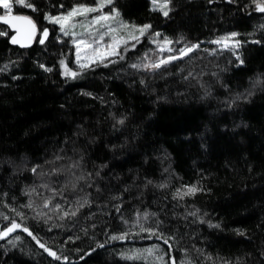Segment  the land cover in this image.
I'll use <instances>...</instances> for the list:
<instances>
[{"label": "trees", "instance_id": "obj_1", "mask_svg": "<svg viewBox=\"0 0 264 264\" xmlns=\"http://www.w3.org/2000/svg\"><path fill=\"white\" fill-rule=\"evenodd\" d=\"M100 1L10 0L38 25L25 48L0 22V233L20 225L0 236V264H152L130 257L149 247L166 264H264V0H171L168 16L113 0L151 27L80 69L47 17ZM231 33L239 47L216 43ZM154 38L198 47L136 70Z\"/></svg>", "mask_w": 264, "mask_h": 264}, {"label": "rangeland", "instance_id": "obj_2", "mask_svg": "<svg viewBox=\"0 0 264 264\" xmlns=\"http://www.w3.org/2000/svg\"><path fill=\"white\" fill-rule=\"evenodd\" d=\"M101 2L102 0L96 6L86 7L100 8ZM107 7L108 4L100 8V11L98 12H89L85 15L73 16L67 21H62V24L55 23L58 25L60 32L66 36H69L72 40V43L75 45V67L81 69L84 68L82 65L89 66L106 58L116 56L119 53L122 45L134 40L132 39V36L137 37V40H142V37L146 34V32L143 35L140 34V32L137 30L140 27H133L126 22H122L119 15H117L118 12L115 9H111L109 11ZM256 9L258 10L257 7ZM70 12H72V10ZM68 13L62 14L60 16H66ZM6 14H11V12L9 13L8 10H6ZM102 15H108L110 18L106 21L95 23V18ZM125 25H127V27H125ZM231 34L221 37H229L230 39H228L226 42L217 44L223 47H225V43H227L228 46L234 44L235 37H232ZM221 38L217 41H220ZM81 41H84V44H81L78 48L77 44H79ZM85 45L90 46L86 47ZM185 48L188 47H175L172 46L170 41L154 38L151 41L146 42L142 49L141 55L137 56L132 61L131 66L133 67V65H137V67L134 68L141 71L156 70L158 68L154 69L151 67V65L160 63L162 60H166L172 56L182 58L186 56H181V50ZM101 54H103V56ZM74 66H70L66 61L63 62L65 73H68L71 76H73L72 73L76 74L78 72ZM130 257L142 258L148 262H151L152 264H166L165 257L162 254L161 249L158 247H149L146 249L135 250L134 253L130 255Z\"/></svg>", "mask_w": 264, "mask_h": 264}, {"label": "snow or ice", "instance_id": "obj_3", "mask_svg": "<svg viewBox=\"0 0 264 264\" xmlns=\"http://www.w3.org/2000/svg\"><path fill=\"white\" fill-rule=\"evenodd\" d=\"M113 0H102L101 4H100V8L104 7L106 4L110 5L112 4ZM171 0H153L154 4H159V10L162 11L164 16H168L169 15V4H170ZM211 2V0H210ZM229 2H231V0H229ZM16 3L23 5L24 7H29V8H33L34 9V5L31 3H26L25 0H16ZM0 7H3L4 9L8 10V12H11V3L10 0H0ZM260 11L264 12V5H258ZM100 8H96V7H86V6H80L78 8H74L72 10V12L68 13L66 16H59V17H52L49 16L47 17L51 22L56 23V24H62V21H67L68 19H70L73 16H77V15H85L89 12H98L100 11ZM35 10V9H34ZM118 15V13H117ZM110 17L108 15H102V16H97L95 18V23H100V21H106L108 20ZM0 20H3L4 23H11L12 26L14 28H16L17 31V36H13L11 37V43L13 44H21L22 46H27L25 41L30 42L33 37L36 34V25L34 23V21L28 17V16H21V15H16V16H11V15H6V16H0ZM125 27H127V25H125ZM151 27V25H144L142 27H140L139 29H137L141 35H143L147 29H149ZM0 34H4V33H0ZM43 37H47L48 36V30L44 29L43 30ZM156 35H159V33H157ZM237 33H232L231 36L235 37L237 36ZM18 37H22V38H18ZM102 39V37H101ZM132 39H138L135 36H132ZM228 39H230L229 37H225V38H221L220 41H216V43H222V42H226ZM39 43L43 44L44 43V39H41L39 41ZM81 44H84V41H81L79 44H77V47L79 48ZM90 46V45H85ZM227 43H225V47H227ZM198 45H193L192 47H188L185 49L181 50V56L187 55L188 53L192 52L195 48H197ZM233 47H239V42H236ZM114 54V53H113ZM103 56V54H101ZM181 57H177V56H172L169 57L166 60H162L160 63H156L151 65L152 68H159L161 67L163 64H168L173 60L179 59ZM237 59L239 60V57H237ZM240 63L242 64L243 61L240 60ZM82 67H87V65H82ZM133 67H137V65H133ZM66 75L68 73H65ZM73 76H75V73H72ZM120 123H123V121L121 120ZM32 172H36V167H33L31 169ZM197 191V189L195 187H192L188 190V193L185 194H192L195 193ZM179 195V193H178ZM68 213H65V215H67ZM75 213H73L74 215ZM193 215H195V213H193ZM18 227H20V225L13 223L11 225V227H8L3 233H0V236H7L9 233L15 231ZM218 227V225H217ZM24 231H28L27 228L24 229ZM141 231H147L153 235H155L157 233V229H144L143 227L141 228ZM29 235H31V233L29 232ZM161 236H163V234H160ZM127 236V233L121 235V236H113L111 237L112 239H125ZM174 239V238H173ZM165 243H168V239L164 240ZM104 245H99V247H103ZM40 247L44 248V245L41 244ZM46 251H49L50 255L55 256V253L51 252L49 249H46ZM172 264H175V260L173 259Z\"/></svg>", "mask_w": 264, "mask_h": 264}, {"label": "water", "instance_id": "obj_4", "mask_svg": "<svg viewBox=\"0 0 264 264\" xmlns=\"http://www.w3.org/2000/svg\"><path fill=\"white\" fill-rule=\"evenodd\" d=\"M258 5H263L262 3H259V4H257V8H258V12H262V11H260V9H259V7H258ZM6 15H11V16H16V15H21V16H28V17H30L33 21H34V23H35V25H36V29H37V31H36V34H35V36L33 37V39L30 41V42H28V41H25V43H26V45L27 46H22L21 44H17V45H19V46H21V47H29V46H31L33 43H34V41H35V39L37 38V36H38V31H39V29H38V25H37V23H36V21L31 17V16H29V15H25V14H5V15H2V14H0V16H6ZM0 22L1 23H4V21L3 20H0ZM4 24H6V23H4ZM6 25H8L9 27H10V29L13 31V35H12V37L13 36H17V31H16V28H14L13 26H12V24L11 23H7ZM48 30V29H47ZM48 37V36H47ZM46 37V38H47ZM18 38H22V37H18ZM45 37H43V35H42V39H46ZM52 257H55V256H53V255H51Z\"/></svg>", "mask_w": 264, "mask_h": 264}]
</instances>
